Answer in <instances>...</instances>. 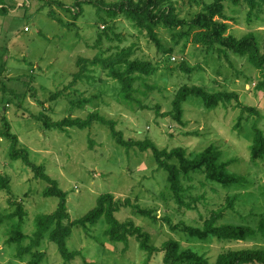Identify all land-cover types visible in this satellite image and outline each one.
I'll return each mask as SVG.
<instances>
[{
  "label": "rangeland",
  "instance_id": "rangeland-1",
  "mask_svg": "<svg viewBox=\"0 0 264 264\" xmlns=\"http://www.w3.org/2000/svg\"><path fill=\"white\" fill-rule=\"evenodd\" d=\"M100 1L102 18L87 0H83L80 13L78 0H4L0 5L8 9L0 13V172L11 179V192L0 189V217L15 211L17 205L12 201L22 203L26 211L22 229L31 236L36 215L53 212L59 201L55 195L45 196L49 184L45 179L36 177L21 158H12V140L6 136L12 132L19 137L17 147L26 148L32 162L43 166L67 192L72 220L93 209L99 195L111 192L122 204L129 198L158 214L161 219L154 222L130 205L116 212L121 221H133L148 232L152 245L160 247L172 238L182 249L203 254L212 263L228 249H264V241L259 239L228 240L212 235L201 239L171 228L173 224L201 227L212 210L221 207L224 212L219 224L257 227L264 213V159H252L251 144L254 125L264 133L259 69L247 55L229 48L224 47V54L221 47L209 49L191 43L184 35L190 32L187 25L158 24L154 30L168 51L159 50L144 23L137 26L126 13L109 12L111 7L117 10L123 0ZM197 1L157 0V8L172 5L179 16L189 19L202 8L201 0ZM256 1L251 17L246 1L225 3V13L231 17L228 34L241 37L253 32L263 49L264 3ZM129 48L130 59L151 60L157 67L134 83L132 100H123L121 84L101 65L87 70L78 66L80 57L118 59L121 51ZM182 63L192 70L182 69ZM116 65L125 68V63ZM183 85H199L211 92L235 91L243 105L255 111L244 110L236 99L210 108L202 97L191 95L183 102L179 121L172 101ZM92 111L116 121L127 139H150L160 149L181 146L188 157L214 144L221 149V161L228 163V170L247 180L225 184L208 179L203 170L182 173L187 200L195 208L180 207L168 171L159 167L152 149L143 151L136 145L118 143L111 127L97 121L86 128L46 124L48 118H86ZM169 161L179 164L176 157ZM233 197L231 208L228 199ZM166 216L171 222L163 219ZM19 222L18 216L0 222V264H29L32 259V253L19 257L17 243L7 241ZM106 228L105 216L85 226L73 225L67 246L78 254L67 263L46 234L38 247L46 254L40 264H164V252L148 257L136 235L130 236L128 243L115 241L105 234ZM29 242V238L24 240L25 245Z\"/></svg>",
  "mask_w": 264,
  "mask_h": 264
},
{
  "label": "trees",
  "instance_id": "trees-1",
  "mask_svg": "<svg viewBox=\"0 0 264 264\" xmlns=\"http://www.w3.org/2000/svg\"><path fill=\"white\" fill-rule=\"evenodd\" d=\"M198 3L197 0H193ZM229 1L234 4H239L241 0H201L202 8L196 12L192 18L181 17L176 13L174 6L164 5L157 8V0H143L141 2L121 1L117 6L118 9L109 8V12L126 13L129 19H132L137 26L143 23L149 29L150 37L155 42L159 50L168 51L162 41L157 37L154 28L163 23L169 27L188 26L189 33L185 32L190 42L196 45H203L209 49L221 47L219 50L224 53V47L233 50L240 55H247L248 59L259 69L260 80L257 83L258 89H264V45L263 49L259 43L257 36L253 32H249L241 37H236L228 34L229 23L231 17L225 13V3ZM248 3L250 11L248 16L251 17L252 12L258 5L256 0H244ZM264 3V0H262ZM4 0H0V5ZM83 0H78L76 6L79 7V13L82 11L81 4ZM97 7L99 15L102 18L104 7L100 0H87ZM8 9L3 5L0 7V13H7ZM136 20V21H135ZM186 38V37H185ZM225 54V53H224ZM131 48L123 49L119 54L118 59L105 58L95 55L93 58L80 57L78 66L82 64L81 69L87 70L88 66L101 65L108 70L111 78L117 80L121 84V97L125 101L133 99L135 91L134 83L140 79L141 75H150L157 70V67L151 60L130 59ZM125 63V68L120 69L116 64ZM182 69L192 70L186 67L185 63L181 64ZM195 95L202 97L207 107H216L221 102L237 100V105L243 107L244 110L255 111L254 107L243 105L239 100V94L235 91H215L211 92L199 85H183L175 94L172 101L173 111L176 119L182 120L183 102L189 96ZM80 103L84 100L80 98ZM83 102V103H82ZM241 118V117H240ZM95 121L107 124L111 127L112 136L115 140L124 145H136L140 150L152 149L158 161V165L168 171V181L173 196L177 205L184 206L187 209L195 208L191 202L187 200V188L181 180L182 173L190 174L191 171L203 170L206 177L210 180L219 181L221 183H245L246 177L241 174H235L228 170V163L221 161V149L212 144L204 150L195 153L191 157L187 156L185 148L178 146L172 149H160L150 139L134 140L127 139L124 133L117 129V122L112 119H107L99 112H90L86 118L67 116L60 120H52L48 118L46 124L48 126L67 128L77 126L86 128L91 126ZM254 137L251 144V156L253 160L264 159V133L256 125L253 126ZM12 140L10 154L12 158H21L29 165L35 173L36 177L45 179L49 184L45 190V196L55 195L59 198L57 208L51 213H39L35 217V230L29 236L22 229V220L26 211L23 204L12 201L11 204L17 205L12 213L4 214L0 217V222L4 219L19 217L20 222L12 228L8 243H17V255L23 257L27 253H32V259L29 264H40L45 258V252L38 250L42 239L46 234L54 241L64 258L65 262L71 261L78 254L77 251H72L67 246V240L72 235L73 225L85 226L88 222L94 223L101 216H105L107 228L105 234L110 239L115 241H123L128 243L129 237L136 235L140 240L142 249L149 252L148 257H151L155 252H164V264H264V249L261 248H242L228 249L218 254L214 263L203 254H200L190 248L182 249L180 242L175 239L165 240L160 247L150 244V234L133 221H121L116 216L123 206H133L140 214L149 217L154 222L161 218L155 213L153 208H143L140 204H133L129 198H126L123 204L116 199L111 192H105L97 198L96 206L91 209L85 216L72 220L67 205V192L59 187L55 179L48 175L43 166L37 165L30 159L29 151L26 148H18L19 137L17 134L8 132L6 134ZM178 158L179 164L171 163L169 160ZM0 189L11 192V179L8 175L0 172ZM264 192V190H263ZM228 199V198H227ZM236 197L230 198L229 205L232 208ZM195 201H198L196 199ZM229 207V208H230ZM223 207L213 209L210 217L206 218L203 225L193 226L189 224H173L172 230L180 228L183 232L189 233L191 236L205 239L209 236H216L219 239L228 240H261L264 241V213L262 214L257 227L250 225H237L233 223L219 224L218 220L223 216ZM168 222L171 218L166 216ZM30 239V242L25 245L24 240ZM127 249V248H126Z\"/></svg>",
  "mask_w": 264,
  "mask_h": 264
}]
</instances>
